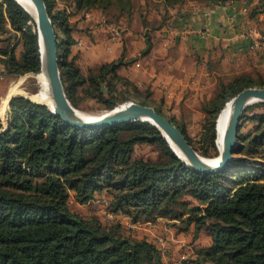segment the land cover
<instances>
[{"label":"trees","instance_id":"16d2710c","mask_svg":"<svg viewBox=\"0 0 264 264\" xmlns=\"http://www.w3.org/2000/svg\"><path fill=\"white\" fill-rule=\"evenodd\" d=\"M45 2L57 33L65 90L78 109L80 86L104 110L128 101L153 105L201 155L211 157L210 148L217 150V118L226 103L245 87L264 86V73L220 79L205 106L202 131L192 136L182 119L165 113L151 98L149 89L144 92L119 73L123 57L87 73L69 57L71 13L61 4L78 11L101 8L118 18L131 14L132 0ZM261 12L264 0L252 15ZM7 30L19 34L13 40L22 47L18 54L12 39L7 47L0 46L8 71L39 73L37 23L16 0H0V34ZM149 48L148 40L145 50ZM10 113L7 125L0 120V264H166L155 241L131 235L120 219L74 211L72 192L81 204L105 205L133 222L166 218L182 232H207L211 243L199 250L198 264H264V101L243 112L235 158L217 172L189 166L147 121L77 127L49 105L23 95L14 97ZM139 144L154 145L157 157L136 155ZM101 197L106 201L97 202Z\"/></svg>","mask_w":264,"mask_h":264},{"label":"crops","instance_id":"0c3cea01","mask_svg":"<svg viewBox=\"0 0 264 264\" xmlns=\"http://www.w3.org/2000/svg\"><path fill=\"white\" fill-rule=\"evenodd\" d=\"M258 2L132 0L131 14L118 18L101 8L78 11L71 4L61 6L71 13L74 42L69 57L84 73L123 57L119 73L149 89L151 98L168 109L167 114L182 119L190 134L193 130L199 135L205 106L215 96L219 80L228 82L236 75L250 74L243 71L247 66L244 57L264 64V44L253 47L249 36V30L256 27L264 41V12L252 15ZM121 21L125 25L123 38L114 36L109 26ZM240 67L243 73H234L229 79L222 73L226 69L237 72ZM71 196L74 198L73 192ZM169 221H149L148 239L152 240V232H164L162 223Z\"/></svg>","mask_w":264,"mask_h":264},{"label":"water","instance_id":"95a60500","mask_svg":"<svg viewBox=\"0 0 264 264\" xmlns=\"http://www.w3.org/2000/svg\"><path fill=\"white\" fill-rule=\"evenodd\" d=\"M16 1L30 12L36 20L42 69L47 75L50 94L54 103L53 108H50L54 113L59 114L65 122L77 127H108L131 121H147L156 125L177 155L198 171L217 172L232 163L235 158V150L239 144V131L242 125L243 112L249 105L264 101V86L245 87L230 99L231 113L223 133L222 146H218L219 160L214 164L208 160L209 158L201 155L181 129L161 114L153 105L128 101L113 109L104 110L93 118L82 116L79 109L71 103L65 90L59 65L57 33L45 0H32L35 5V15L20 0ZM14 97L15 95L10 97L8 106H11Z\"/></svg>","mask_w":264,"mask_h":264},{"label":"rangeland","instance_id":"374dc122","mask_svg":"<svg viewBox=\"0 0 264 264\" xmlns=\"http://www.w3.org/2000/svg\"><path fill=\"white\" fill-rule=\"evenodd\" d=\"M136 6V5H135ZM121 25H124L121 21ZM124 31H125V25H124ZM16 35V38L19 34H17L15 31L7 30L5 33L0 34V46L1 47H7L9 44V40H13V36ZM15 39L14 44L17 46V53L19 54L21 51V46L18 44L17 39ZM123 38V36H122ZM21 47V48H20ZM245 60H242L243 63H246L245 70L246 73L253 74L254 76L258 77L259 74L264 73V64H259L258 60H254L249 57H244ZM4 60H0V120L4 125H7L8 120L11 118V106L8 107L5 113L3 112L4 109V102L5 99L10 94V91L15 87V85L19 82V80L22 78L20 88L27 90L28 92H36L38 91L39 86L37 85L36 80L34 79L32 75H30L32 72H28L25 74H15L12 72H9L6 65L4 64ZM242 67H240V70L237 69L236 71H233L232 69H226L223 70L222 73L225 76L226 79H229L233 77L234 73H243ZM33 74V73H32ZM26 75V76H25ZM30 75V76H29ZM25 77V78H24ZM138 86V85H137ZM139 87V86H138ZM140 88V87H139ZM121 89V86H120ZM145 92V88H141ZM77 94L81 99V104L79 106V109L86 111L88 113L92 114H99L102 111H104V107L100 105V103L97 102L96 99L90 98L85 96L84 88L83 86H80L77 90ZM16 95H22V93H16ZM9 103V101H8ZM2 108V109H1ZM101 111V112H100ZM163 111L166 113L168 109H163ZM4 113V114H3ZM3 114V115H2ZM242 128V127H241ZM246 128H243L245 130ZM192 135L198 136V133L193 132V130L190 131ZM196 133V134H195ZM196 146L200 148L201 145L195 143ZM217 150L214 148H210L211 157L210 158H216L219 154V148L216 141ZM135 154H141L145 156H151V157H157L158 152L157 148L154 145L151 144H139L136 148ZM209 158V157H207ZM69 203L71 208L74 211H78L84 214H98L103 218H106L107 211L108 210L105 205H99L97 203L92 204H81L77 202L72 196L69 199ZM126 221V220H124ZM174 221V220H171ZM129 223V222H128ZM127 223V224H128ZM136 225L134 227H128L127 231H130L131 235L137 236V237H143L147 236V233H150L147 226L149 225L148 222H143L142 220H137ZM169 222L162 223L163 231L162 233H155L152 232L151 238L153 241H155L158 245L159 242H163L161 246H159L162 250V256L163 261L166 264H198V252L202 247L208 246L207 244L211 241V238L207 232H200L198 235L195 234L194 229L189 232H182L177 229L176 226L168 225ZM167 228V231L165 230ZM153 233L155 235H153Z\"/></svg>","mask_w":264,"mask_h":264},{"label":"bare ground","instance_id":"6f19581e","mask_svg":"<svg viewBox=\"0 0 264 264\" xmlns=\"http://www.w3.org/2000/svg\"><path fill=\"white\" fill-rule=\"evenodd\" d=\"M20 1L28 9H31V11H33V13L35 15V5H34L32 0H20ZM30 75L35 77L34 79L36 80L37 85L39 86L38 91L31 93L25 89L20 88L21 81H22V78H21L19 80V82L15 85V87L10 91V94L7 97V99H5V102L3 104L4 105V109H3L4 113L7 110V105H8V101H9L10 97L16 93H22L34 101L47 103L51 108H53L54 103H53V100H52V97L50 94L49 82H48V78H47L45 71H43V69H41V71L39 73H33V74L31 73ZM79 111H80L82 116H87V117L93 118L95 115H97V114L88 113V112L83 111L81 109H79ZM230 113H231V101H228L226 103V105L224 106V108L221 110L220 115L217 119V133H218L217 143H218L219 147L222 146L223 133H224L225 127L228 123ZM175 148H177V147L175 146ZM208 160L213 162L214 164H216L218 162L219 158L218 157H216V158H210L209 157Z\"/></svg>","mask_w":264,"mask_h":264},{"label":"built area","instance_id":"2783aa9c","mask_svg":"<svg viewBox=\"0 0 264 264\" xmlns=\"http://www.w3.org/2000/svg\"><path fill=\"white\" fill-rule=\"evenodd\" d=\"M109 26L111 27V30L113 31L114 36L122 38L123 33H124V25H121V23H113V24H110ZM249 36H251L253 38V43H252L253 47L258 48L262 44H264V41L262 40V36H261L258 28L254 27L251 30H249ZM100 200L106 201V198L101 197V199H98L97 202H99ZM107 212H108L106 215L107 217L120 219L122 222H124L129 227H134L136 225L135 222L131 221L123 213L116 214L112 211H107ZM124 220H126V221H124Z\"/></svg>","mask_w":264,"mask_h":264}]
</instances>
